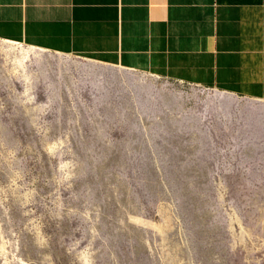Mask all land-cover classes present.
<instances>
[{
	"label": "rangeland",
	"instance_id": "obj_1",
	"mask_svg": "<svg viewBox=\"0 0 264 264\" xmlns=\"http://www.w3.org/2000/svg\"><path fill=\"white\" fill-rule=\"evenodd\" d=\"M137 81L0 42V264H264V110Z\"/></svg>",
	"mask_w": 264,
	"mask_h": 264
},
{
	"label": "crops",
	"instance_id": "obj_2",
	"mask_svg": "<svg viewBox=\"0 0 264 264\" xmlns=\"http://www.w3.org/2000/svg\"><path fill=\"white\" fill-rule=\"evenodd\" d=\"M0 41L264 101V0H0Z\"/></svg>",
	"mask_w": 264,
	"mask_h": 264
},
{
	"label": "water",
	"instance_id": "obj_3",
	"mask_svg": "<svg viewBox=\"0 0 264 264\" xmlns=\"http://www.w3.org/2000/svg\"><path fill=\"white\" fill-rule=\"evenodd\" d=\"M43 56L46 57L47 54H45V55L43 54ZM62 57L67 58L68 60H71V61H75V59L81 60L80 58H73V57H69V56H62ZM55 58H56V55H55ZM78 62H81V61H78ZM92 66H96V65H92ZM97 66H99L100 68L106 69V70H115V71H118V72H122L126 76H130L132 78H136V79H138V81H140L142 83L150 84L151 86L154 85V80L157 78V77H154V76H151V77L142 76V75H139L137 72H134V71H131L129 69L122 68V67H114V66H110V65H104V64H101V63H98ZM246 104L252 105V106L253 105L254 106H264V101H260V100H257V99H246ZM193 120H194V118H184L183 117V118H179L178 121L180 123H183V124L184 123H190L191 124L193 122Z\"/></svg>",
	"mask_w": 264,
	"mask_h": 264
},
{
	"label": "bare ground",
	"instance_id": "obj_4",
	"mask_svg": "<svg viewBox=\"0 0 264 264\" xmlns=\"http://www.w3.org/2000/svg\"><path fill=\"white\" fill-rule=\"evenodd\" d=\"M1 42V41H0ZM23 52H25L24 51V49L22 50ZM23 57L24 58H27V56L25 55V54H23ZM44 58H47V57H44ZM52 58V57H51ZM56 62H58V61H60V62H65V63H76V64H80V65H82V66H92V65H98V63H95V62H93V61H88V60H86V59H81V60H78V59H75V61H71V60H68L67 58H64V57H62V56H56V58H53ZM73 59V58H72ZM62 60V61H61ZM78 61H81V62H78ZM86 61V62H85ZM88 62V63H87ZM99 67V66H98ZM102 70H105V71H108V70H106V69H103V68H101ZM118 72V71H117ZM119 73H121V74H123L122 72H119ZM138 80V79H137ZM139 83H140V86L141 87H144L142 84H141V82L139 81ZM148 85V84H147ZM215 92H218V91H215ZM218 93H221V92H218ZM222 94H225V95H228V96H232V97H237V96H235V95H230V94H227V93H222ZM257 107H259L260 109H263L264 110V106H257ZM184 116V115H183Z\"/></svg>",
	"mask_w": 264,
	"mask_h": 264
}]
</instances>
